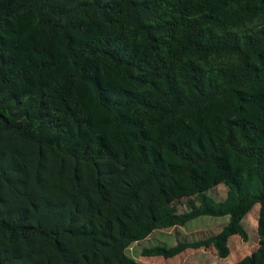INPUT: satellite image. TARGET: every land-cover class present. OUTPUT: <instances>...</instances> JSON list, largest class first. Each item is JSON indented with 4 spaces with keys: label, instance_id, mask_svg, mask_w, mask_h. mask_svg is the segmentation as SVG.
Segmentation results:
<instances>
[{
    "label": "trees",
    "instance_id": "1",
    "mask_svg": "<svg viewBox=\"0 0 264 264\" xmlns=\"http://www.w3.org/2000/svg\"><path fill=\"white\" fill-rule=\"evenodd\" d=\"M254 203L257 245L230 264H264V0H0V264H142L130 242L222 214L141 252L225 257Z\"/></svg>",
    "mask_w": 264,
    "mask_h": 264
},
{
    "label": "rangeland",
    "instance_id": "2",
    "mask_svg": "<svg viewBox=\"0 0 264 264\" xmlns=\"http://www.w3.org/2000/svg\"><path fill=\"white\" fill-rule=\"evenodd\" d=\"M240 186L248 192H254L259 187L258 172L241 174L239 176ZM207 199L215 208H227L233 201V196L228 187L219 182L214 188L206 193ZM198 199V196L193 197ZM192 203H195V202ZM191 202L187 203V198L179 201H173L163 207V209L181 212L189 207ZM258 213V204L254 203L243 214L240 219L241 225L245 230L246 237L242 239L237 233L230 234L227 238L228 254L225 257H219L215 253L213 246L208 248L198 247L196 249L186 248L172 256H163L156 253H142L141 248L153 244H171L174 242V235L181 237H197L204 235L208 231H217L226 221L227 215L218 216L200 215L193 220L186 221L182 225L171 226L164 225L152 229L144 238L130 242L125 248L124 253L134 260L142 263L153 264H230L235 260L248 254L257 245L256 219ZM175 234L173 235V233Z\"/></svg>",
    "mask_w": 264,
    "mask_h": 264
},
{
    "label": "crops",
    "instance_id": "3",
    "mask_svg": "<svg viewBox=\"0 0 264 264\" xmlns=\"http://www.w3.org/2000/svg\"><path fill=\"white\" fill-rule=\"evenodd\" d=\"M194 195H196V196H198V199H195V201H194V199H193V197H194ZM182 198H180V199H173V200H171V201H169V202H167V203H165V204H163V205H161V209H163V207L164 206H166L167 204H169L170 202H173V201H179V200H181ZM198 200H199V195L198 194H193V195H191V196H189V197H187V203H189V202H191V204L189 205V207L187 208V209H185L184 211H186V210H188L189 208H191V207H193V206H196L197 204H198ZM195 202V203H192V202ZM163 210H166V209H163ZM169 211V210H168ZM173 212V211H172ZM181 212H183V211H181ZM200 216V215H199ZM196 217H198V216H196ZM196 217H193V218H191L190 220H193L194 218H196ZM190 220H188V221H190ZM187 221V222H188ZM178 225H182V224H173V225H171V226H178ZM157 228V227H156ZM154 229V228H153ZM175 234V232L173 233V235ZM206 234V233H205ZM197 237H199V236H197ZM197 237H190V235H187V237H185V236H181V237H179V236H177V235H174V242H175V240L177 239V238H187V239H193V238H197ZM173 242V243H174ZM173 243H171V244H173ZM171 244H166L165 243V245H171ZM198 247H202V246H197V247H186V248H193V249H196V248H198ZM209 247V246H208ZM208 247H203V248H208ZM186 248H184V249H182V250H180L179 252H181V251H184ZM179 252H177V253H179ZM177 253H175V254H177ZM175 254H173V255H175ZM170 256H172V255H170Z\"/></svg>",
    "mask_w": 264,
    "mask_h": 264
}]
</instances>
